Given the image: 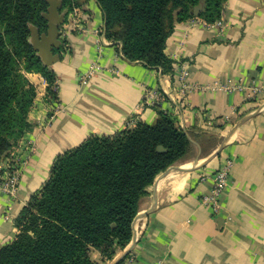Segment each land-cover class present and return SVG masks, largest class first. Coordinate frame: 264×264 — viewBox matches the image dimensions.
<instances>
[{"label": "crops", "instance_id": "crops-1", "mask_svg": "<svg viewBox=\"0 0 264 264\" xmlns=\"http://www.w3.org/2000/svg\"><path fill=\"white\" fill-rule=\"evenodd\" d=\"M79 4L86 32L68 30L60 60L51 67L61 110L52 116L43 95L35 99L32 129L22 140L33 150L16 151L27 156L16 199L0 192V248L15 239L14 221L47 181L55 159L90 136H111L135 122L152 124L157 114L141 101L146 90H158L166 93L161 109L174 116L189 147L185 159L161 174L139 203L138 214L152 211L135 223L134 264H264V96L251 101L242 93L181 96L172 75L126 61L111 44L98 53L93 31L103 27L102 13L94 0ZM220 20L222 35L190 21L175 25L166 56L189 63L193 86L264 83V0H227ZM94 63L102 72L81 84L79 75ZM225 159L233 166L223 211L215 216L200 203L212 181L200 177H212ZM92 257L100 261L97 253Z\"/></svg>", "mask_w": 264, "mask_h": 264}, {"label": "trees", "instance_id": "trees-1", "mask_svg": "<svg viewBox=\"0 0 264 264\" xmlns=\"http://www.w3.org/2000/svg\"><path fill=\"white\" fill-rule=\"evenodd\" d=\"M61 1L66 17L79 7V0ZM94 1L104 38L120 44L123 59L172 75L174 62L165 48L175 25L193 19L213 25L227 0ZM46 9L44 0H0V162L32 129L37 91L26 75L43 76L50 104L57 103V78L29 43V25L46 32ZM153 109L152 124L90 136L55 159L47 181L14 221L16 236L0 248V264H104L127 248L140 201L189 147L174 116Z\"/></svg>", "mask_w": 264, "mask_h": 264}, {"label": "built area", "instance_id": "built-area-1", "mask_svg": "<svg viewBox=\"0 0 264 264\" xmlns=\"http://www.w3.org/2000/svg\"><path fill=\"white\" fill-rule=\"evenodd\" d=\"M68 24L62 25L60 27V40L61 45L63 40L65 39L66 33L68 30H76L77 32L84 34L86 31L84 27L80 23V19L78 17V11L73 10L72 13L69 14ZM190 22L207 27H214L218 30L219 35H222L224 32V25L221 20L215 22L213 25H207L200 19H193ZM104 28L99 27L93 31L94 36H96V50L100 53L101 47L104 45H108V43L104 38L103 33ZM120 44L117 46L119 48L120 56ZM103 68L98 64L94 63L88 67V69L79 75V82L81 84H85L92 77H94L97 73L102 72ZM112 74L117 75V72L112 70ZM172 77L178 84V94L181 96H187L196 92H205V91H214V92H224V93H242L245 95L246 100L251 101L255 100L260 96H264V83H256L254 81L249 83H244L242 81L232 84V85H221L219 83H214L210 87H197L190 85L188 83L189 77V63L185 60L175 59L174 61V70ZM166 93H163L158 90H146L143 94L141 106L148 108L161 107L162 103L165 101ZM60 107L57 103L51 104V115L53 116L55 113L60 111ZM52 119L49 118V121ZM136 124L133 123V125ZM132 125V126H133ZM23 140V139H22ZM22 140L18 143V146L15 147L7 157H5L0 162V192L7 196L11 201H14L17 196V191L19 187L20 177L22 170L26 164V158L21 155L18 156L16 154L17 149L22 148L28 153H30L32 148V143L26 142L23 143ZM233 166V162L230 159H225L222 165L215 171L212 177L209 176H201L200 182H205L206 180L211 179L212 187L208 194H205L201 197L200 203L204 207H208L213 215H219L223 211L222 209V197L227 190L230 183V174ZM10 211L11 206L7 207L6 213L4 215V219L6 221L10 220ZM230 221V218L227 217L224 224H227ZM135 256L133 253H129L119 264H134Z\"/></svg>", "mask_w": 264, "mask_h": 264}, {"label": "water", "instance_id": "water-1", "mask_svg": "<svg viewBox=\"0 0 264 264\" xmlns=\"http://www.w3.org/2000/svg\"><path fill=\"white\" fill-rule=\"evenodd\" d=\"M47 4L46 12L42 14V18L46 21V32L39 34L36 27L29 25V43L32 49L35 51L37 57L40 59L44 67H51L60 60V55L54 53L55 50H58L61 46L60 40V27L64 24L66 15L61 13L62 8L61 0H44ZM201 10V5L194 10V14L198 15ZM104 28V25H103ZM222 147L220 148V150ZM169 170V169H168ZM152 209L137 214L133 221V238L127 249L124 250V253L111 264H119L131 251L135 243L136 230L135 223L136 221L149 214Z\"/></svg>", "mask_w": 264, "mask_h": 264}, {"label": "rangeland", "instance_id": "rangeland-1", "mask_svg": "<svg viewBox=\"0 0 264 264\" xmlns=\"http://www.w3.org/2000/svg\"><path fill=\"white\" fill-rule=\"evenodd\" d=\"M78 11V17L80 16V12L81 11V6L79 4V7H77L76 9ZM61 13H65L64 11H62V8L60 10ZM68 16L65 18V22L63 25H67L68 24V20H67ZM59 50V49H58ZM59 54V53H58ZM62 54V51L60 52V56ZM52 67V66H51ZM49 67V68H51ZM28 81L33 85V87H35L36 91H37V96L36 98L38 97H42L41 95H43V97L46 99L47 103L50 104V100L49 98L47 97V92H46V89H47V83L46 81L44 80L43 76H41L40 74H37V73H32V74H28L26 75ZM43 91H45V93H43ZM34 106V105H33Z\"/></svg>", "mask_w": 264, "mask_h": 264}]
</instances>
